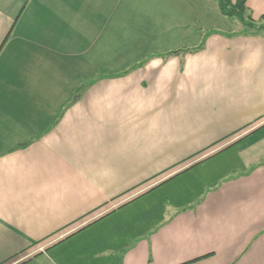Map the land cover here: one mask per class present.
Wrapping results in <instances>:
<instances>
[{
	"label": "crops",
	"instance_id": "obj_1",
	"mask_svg": "<svg viewBox=\"0 0 264 264\" xmlns=\"http://www.w3.org/2000/svg\"><path fill=\"white\" fill-rule=\"evenodd\" d=\"M115 1L0 0V264H264V30Z\"/></svg>",
	"mask_w": 264,
	"mask_h": 264
},
{
	"label": "rangeland",
	"instance_id": "obj_2",
	"mask_svg": "<svg viewBox=\"0 0 264 264\" xmlns=\"http://www.w3.org/2000/svg\"><path fill=\"white\" fill-rule=\"evenodd\" d=\"M109 4V3H107ZM112 5V9L115 10V11H119L120 7L118 8L117 7V4H116V1L115 0H112V3H110ZM120 5L122 6L121 8L126 11V17L124 16L122 20H124L126 18L127 20V23H128V29L126 31V33L124 32V26L122 25V28L121 30H119L120 33V39L122 42H125V43H132L130 37H133V38H136V34H131L130 32V24L133 20H135V16L137 15H140L141 13L143 12H152L154 11V5H157L156 6V9L158 11L160 10H167L166 4H163V2L161 0H122V2H120ZM123 14V13H122ZM225 19L226 21H230L232 22L233 24L231 25V28H236V22L237 20L236 19H232L230 17H226L225 16ZM114 31L115 32H118L117 31V28H114ZM194 31V29H193ZM138 37H140V35L138 34L137 35ZM117 37L116 40L119 38ZM145 38V36H144ZM179 38V37H178ZM177 38V40H178Z\"/></svg>",
	"mask_w": 264,
	"mask_h": 264
},
{
	"label": "trees",
	"instance_id": "obj_3",
	"mask_svg": "<svg viewBox=\"0 0 264 264\" xmlns=\"http://www.w3.org/2000/svg\"><path fill=\"white\" fill-rule=\"evenodd\" d=\"M219 11L226 17L234 18L241 25L242 30H264V15L253 19L246 5V0H214ZM194 49L182 50L193 51ZM178 52V51H176Z\"/></svg>",
	"mask_w": 264,
	"mask_h": 264
},
{
	"label": "built area",
	"instance_id": "obj_4",
	"mask_svg": "<svg viewBox=\"0 0 264 264\" xmlns=\"http://www.w3.org/2000/svg\"><path fill=\"white\" fill-rule=\"evenodd\" d=\"M41 249H42V247H39V248H38V250H41Z\"/></svg>",
	"mask_w": 264,
	"mask_h": 264
}]
</instances>
